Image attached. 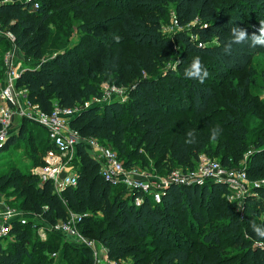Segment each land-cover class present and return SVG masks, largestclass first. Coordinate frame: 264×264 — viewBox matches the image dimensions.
<instances>
[{
  "label": "trees",
  "instance_id": "16d2710c",
  "mask_svg": "<svg viewBox=\"0 0 264 264\" xmlns=\"http://www.w3.org/2000/svg\"><path fill=\"white\" fill-rule=\"evenodd\" d=\"M170 7L178 20L171 37L162 31ZM54 10L79 20L82 37L46 55ZM261 20L264 0H0L1 29L16 36L15 45L24 55L16 88L27 91L32 105L46 113L56 104L80 107L70 126L82 138L112 145L127 158L119 155L127 168H135V160L148 154L161 158L159 168L164 161L170 164L169 173L176 166L194 170L202 154L211 155L210 133L219 125L215 142L222 145V165L246 161L244 173L253 181L264 179V139L257 137L250 150L243 115L256 104H245L248 82L236 86L233 81L251 73V62L264 48L237 45L226 56L222 47L230 38V24L251 33ZM4 40L0 37V44ZM196 56L210 73L204 84L183 75ZM173 60L176 70L158 75ZM103 83L126 89V100L97 102L104 96ZM21 120L19 134L10 132L4 150L21 143L27 132L34 144V166L43 165L41 157L56 150L49 133L32 120ZM189 130L195 131V144L185 143ZM89 151L85 143L77 146L78 184L62 193L28 167H11L0 175V191L12 190L21 210L41 216L15 224L0 244V264H96L89 247H77L61 233L41 240L33 228L35 221L52 225L66 220L70 212L85 216L79 223L82 233L105 246L113 261L130 257L129 264H264V240L251 228L252 222L264 225V184L237 199L230 198L224 181L173 184L157 202L150 194L134 196L125 186L106 182L100 162ZM136 197L142 199L140 205ZM194 222L200 224L195 230ZM156 233L168 245L162 253L143 243ZM227 233L236 236L234 251L227 249Z\"/></svg>",
  "mask_w": 264,
  "mask_h": 264
},
{
  "label": "built area",
  "instance_id": "2783aa9c",
  "mask_svg": "<svg viewBox=\"0 0 264 264\" xmlns=\"http://www.w3.org/2000/svg\"><path fill=\"white\" fill-rule=\"evenodd\" d=\"M38 7L39 5L36 4L35 8ZM173 24L176 27L178 26V20L175 15L173 16ZM0 35L6 37L11 45L16 47V36L10 31H3L1 25ZM5 62L7 66L4 79L5 84H3L4 86L0 85V145L10 137V129L13 126L15 115L32 120L44 127L48 131L56 150H49L45 154V164L34 169V174L39 176L42 182H52L58 193H62L68 187L78 184V168L73 162L77 160L76 148L80 143H85L90 151L93 149L95 155L92 157L100 162L101 174L106 182L113 186H125L133 194L134 192L140 191L150 195L153 194L157 202L161 201L164 190L173 184L193 185L194 183H202L204 179H211L214 181H224L229 186V190L231 188H240L238 177L234 172L227 173L223 170L220 163L210 162L204 155L200 157V176L194 173L195 169L189 170V173L173 171L170 173L169 179L158 183L157 190L151 189L150 185L143 180V176L138 173L136 168H127L125 166V163L120 159L117 152L111 148L99 146L98 139L82 138L79 132L70 126L71 119L80 112V107L62 108L56 104L51 113L41 111L38 106L32 105L29 102L26 90L16 88V80L19 78L23 69L12 68L13 61L10 55L6 57ZM102 88L104 94L103 99L97 102L111 101L110 95L123 94L125 90L124 88L111 86L108 83H103ZM21 97L26 102L24 108H18ZM126 98L127 96H125L124 100ZM16 105L17 109H15ZM85 105L88 106L89 103ZM241 175L246 176L244 171ZM228 195L231 199L240 197L234 198L233 195ZM141 202L142 199L140 197L135 198L137 205H140ZM30 217L39 219L41 216L36 213L30 215L14 208L0 213V244L5 243V239L11 235L17 222L21 225H26L30 222ZM84 217L70 212L66 220H60L52 225H40L35 221L33 228L36 229L41 240H47L50 233H61L73 239L75 243L79 242L81 245L89 247L93 251L96 264H126L121 260H111L107 250L105 256H103L105 262L101 261V256L96 252L95 243L92 240L85 239L84 234L79 228V223ZM53 256H56V254L54 253Z\"/></svg>",
  "mask_w": 264,
  "mask_h": 264
},
{
  "label": "rangeland",
  "instance_id": "374dc122",
  "mask_svg": "<svg viewBox=\"0 0 264 264\" xmlns=\"http://www.w3.org/2000/svg\"><path fill=\"white\" fill-rule=\"evenodd\" d=\"M220 3H224V0H219ZM117 10V9H116ZM115 11V10H114ZM237 13V12H235ZM239 13V12H238ZM174 8L170 7L169 14L162 19V31L165 36H173L174 33L177 31V27L173 24V16H174ZM54 20L51 24V34L48 40V43L45 46V53L46 55H50L53 52L57 50H63L64 48L73 46L75 43H77L81 37L82 34L79 31V20L75 19L72 14H69L66 18L62 17L60 12L54 10ZM181 30V29H179ZM0 37H3L0 35ZM4 43L2 42L0 44V61H2V64L0 63V85L4 86V79L7 72V66H6V57L8 55L12 56L13 69H23L24 66V55L22 52H20L17 47H13L11 43L8 41L6 37H3ZM176 61H172L169 63H166L163 68L159 70V74L164 75L165 72L168 69H174L176 70ZM251 73H244L239 74L234 79L233 83L236 86H242L246 82H248L246 86L247 91V97L245 100V104L248 103H255V108L249 110L246 114L243 115V124L249 131V145L250 150H252L256 144L257 137H262L264 139V52L259 53L255 56L253 61L251 62ZM3 81V82H2ZM102 87V86H101ZM103 90V88H102ZM127 90L125 89L123 91V94H113L110 95L111 99H120L124 100L126 96ZM20 105V106H19ZM18 108H24L26 106L25 100L21 97L19 100ZM17 109V105L15 107ZM22 117L19 115H16L13 121V126L10 129L11 135H18L20 130L19 126L21 125ZM34 124V123H33ZM29 126V123H28ZM11 137V136H10ZM10 137L4 142L2 145H0V175L7 173L10 171L11 167H25L30 168V171L34 173V166L35 161L32 159V152L31 148L34 146L33 141H29L28 133L26 132L25 137L22 139L21 143L18 144H12L10 145L7 150H4ZM98 144L101 147H108L114 150L122 157V159L126 160L127 158L120 153L118 149H115L112 145H109L101 140H98ZM211 151V155L208 154H202L201 156H206L210 162H217L222 165V159L221 155L224 153L222 150V145L219 142H213L209 148ZM219 152V153H218ZM90 155L93 156L94 151L93 149L89 151ZM36 155V153H35ZM245 160H247L249 156V152H245ZM200 156V157H201ZM161 158L154 159L148 157V154L146 156L136 161V169L138 173L143 176V180L147 184L150 185V188L153 190H157L158 183H162L165 181V179H169L170 173V164H166V161L162 162L160 165V168L156 165L157 161H159ZM42 162L43 156L41 157ZM77 161V160H75ZM73 162L74 165L79 164L78 162ZM245 163L246 161L242 160L239 165H233L231 167H227L222 165V168L227 173L234 172L235 175L238 177L239 180V189H230V195H233L234 198H237L238 196H243L245 190H250L253 187H255L258 184H264V179H259L256 181L251 180L248 177H244L241 175L245 169ZM45 164V163H44ZM42 166V165H38ZM199 166H200V158L196 162L194 173L198 176L201 174L199 173ZM174 171H178L179 173H189L190 169H183V167L174 168ZM227 177V176H225ZM227 179V178H226ZM210 179H204L202 180V183L208 181ZM201 183V182H200ZM197 184V183H194ZM154 198V195L151 194ZM20 203V200L18 197L14 194V192L10 189H7L5 191H0V213H4L7 209H17L19 211H22L26 213L25 211L21 210L17 204ZM17 205V206H16ZM75 215H78L77 213H74ZM261 218H264V215L261 214ZM212 221L215 223L217 220L212 218ZM190 219H186V223H190ZM179 223V222H178ZM190 225V224H189ZM200 227L199 222L193 223V229ZM176 231H180L181 235H186L187 231L186 229H180V227L177 226ZM194 229V230H195ZM81 230V229H80ZM82 232V231H81ZM194 234V233H193ZM85 236V235H84ZM73 245L79 246L81 245L79 242H76L69 238ZM85 239L92 240L96 245V252L101 256V261L105 262L103 256H105L106 248L100 242H98L95 239L88 238L85 236ZM188 239H193L191 236L188 237ZM172 243H175L176 240L171 239ZM224 241L226 242L227 249L234 251L235 250V242H236V236L233 233H227L224 237ZM70 242V243H71ZM145 243L146 247L148 249H154L157 251V253H162V251L168 246L166 242H163L159 239V234L156 233L152 237L146 238V240L143 242ZM179 243V242H177ZM181 243V242H180ZM261 245L264 246V242H261ZM77 246V247H78ZM126 264L131 263V258H127L124 260ZM105 264V263H104ZM188 264H194V263H188Z\"/></svg>",
  "mask_w": 264,
  "mask_h": 264
},
{
  "label": "clouds",
  "instance_id": "9594fccd",
  "mask_svg": "<svg viewBox=\"0 0 264 264\" xmlns=\"http://www.w3.org/2000/svg\"><path fill=\"white\" fill-rule=\"evenodd\" d=\"M230 38L223 44L222 51L226 56H230L234 52V46L237 45H248L251 48H264V20L259 22L258 27H254V30L249 33L246 28L239 27L234 24H230ZM184 78L198 81L200 84H204L210 73L204 66L201 58L196 56L192 59L190 64L184 69ZM221 129L219 125L214 127L210 133V141H217L220 135ZM187 139L186 144H195L196 134L194 130H189L186 133ZM159 199V197H157ZM251 228L255 235L260 239L264 240V225H258L252 222Z\"/></svg>",
  "mask_w": 264,
  "mask_h": 264
},
{
  "label": "crops",
  "instance_id": "0c3cea01",
  "mask_svg": "<svg viewBox=\"0 0 264 264\" xmlns=\"http://www.w3.org/2000/svg\"><path fill=\"white\" fill-rule=\"evenodd\" d=\"M16 116V115H15ZM15 118V117H14ZM45 155L43 156V160L45 161ZM39 167H41V166H36L34 169H36V168H39ZM32 172H33V169H32ZM34 174V173H33Z\"/></svg>",
  "mask_w": 264,
  "mask_h": 264
}]
</instances>
